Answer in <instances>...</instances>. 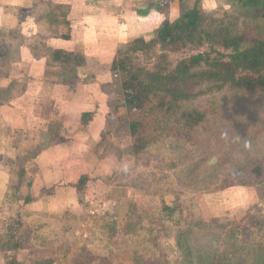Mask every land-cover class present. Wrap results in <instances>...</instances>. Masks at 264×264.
<instances>
[{
    "label": "rangeland",
    "instance_id": "374dc122",
    "mask_svg": "<svg viewBox=\"0 0 264 264\" xmlns=\"http://www.w3.org/2000/svg\"><path fill=\"white\" fill-rule=\"evenodd\" d=\"M37 1L38 16L44 18L50 1ZM228 7L229 2L208 12V24L216 27L226 15L240 16L239 31L246 38L258 36L259 30L255 27L258 21L254 15L242 17L240 10ZM259 25L264 33L262 23ZM18 42L20 40L10 39L0 32V44H6L12 50L1 69L2 75L8 73L16 79L8 101L12 96L23 97L26 108L37 109L38 114L41 112L52 119L46 126L53 134L60 123L52 117L51 105L38 104V98L32 99L34 96L29 94L28 80L21 82L23 68L16 65L21 59L15 46ZM203 51L205 48L186 49L170 55V61L175 64L180 58ZM138 62L149 68L150 60L140 57ZM44 74L48 81H56L60 71L56 67H45ZM4 80L1 79L0 85L7 83ZM105 87L112 99L115 96L118 99L120 88L114 77L108 78ZM54 93L60 96L64 92L55 89ZM193 106H201L206 116L200 125L190 130L181 128L174 112L162 111L144 117L141 113H127L121 106L111 109L115 111L114 132L104 130L101 143L105 141L106 144L103 143L101 148L116 158L126 157V167L114 173L110 180L124 189L117 190L116 196L132 197V203L126 205V218L116 217L115 211L110 214L116 218L117 233L108 235L104 215L99 213L79 216L68 213L59 218L37 216L41 218L39 225L46 227L38 234L37 243L41 247L24 248L14 253L0 250V264H9L10 257H16L18 264H35V261L45 259H50L49 264H184L183 254L177 246L179 232H183L185 241L202 255L209 251L221 256L232 241L228 229L246 217H264V90L244 93L226 87L221 92L182 104L181 109ZM132 120L143 121L141 135L156 141L139 153L132 148L133 139L129 135L128 125ZM2 132L4 130H0ZM29 135L24 138L33 137ZM55 140L53 136L39 134L35 142L21 146L16 157L28 159L37 149L45 148ZM9 158L11 162L12 157ZM16 183L14 166L9 185ZM242 183L246 185L241 186ZM161 202L174 208L171 221L167 222L160 214ZM131 208L133 214L129 217ZM140 219L138 237H128L129 227L137 225ZM11 220L0 219V234ZM247 234L246 231L243 239ZM22 242L28 244L26 234ZM137 250L143 251L144 258L134 257Z\"/></svg>",
    "mask_w": 264,
    "mask_h": 264
},
{
    "label": "crops",
    "instance_id": "0c3cea01",
    "mask_svg": "<svg viewBox=\"0 0 264 264\" xmlns=\"http://www.w3.org/2000/svg\"><path fill=\"white\" fill-rule=\"evenodd\" d=\"M49 1V6L52 2L69 6L65 21L46 20L47 13L44 18L38 16L37 0H0V32L10 39L20 40L15 45L21 57L16 65L29 76V94L34 96L32 99L38 98V104H50L52 117L60 123L55 134L50 133L46 124L52 119L41 112L38 114L37 109L26 108L23 97L14 96L9 104L0 105V130H4L0 133V219H14L18 213L59 218L68 213L105 215L112 211L116 212V217H125L126 205L132 203V197L116 196L117 190L124 189L110 179L126 167V157L116 158L101 148L105 143H101L104 130L114 132L116 121L115 111H111L115 110L116 96L112 99L105 87L111 78L108 68L119 45L138 37L152 39L163 20L172 21L178 16L180 4L172 3L164 15L147 12L148 3L155 0ZM227 1L233 7L229 0H202V8L206 13L214 12ZM62 34L70 35V39H60ZM38 41L52 50L79 51L84 55L86 63L77 69L76 88L60 87L63 95H55L58 87L55 88L53 80L48 81L44 74L45 67L55 66L46 57L32 56V46L38 48ZM11 81V78L4 80L7 83H2L0 89ZM86 114L91 117L84 124L82 117ZM27 134L33 137L24 138ZM39 134L53 136L56 140L26 164V175L17 194L19 201H5L16 167L14 157L21 146L35 142ZM83 176L88 181L79 194L75 185ZM26 196L32 201L24 205Z\"/></svg>",
    "mask_w": 264,
    "mask_h": 264
},
{
    "label": "trees",
    "instance_id": "16d2710c",
    "mask_svg": "<svg viewBox=\"0 0 264 264\" xmlns=\"http://www.w3.org/2000/svg\"><path fill=\"white\" fill-rule=\"evenodd\" d=\"M229 1L236 10H240L242 17L245 14H252L256 17L258 24H255V27L259 30L258 36L246 38V35L239 31L240 16L226 15L217 22L216 27L210 26L207 20L208 13L202 8V0L149 2L147 12H159L166 15L170 5L178 3L180 13L172 21L167 18L163 20L153 32L152 39L145 40L138 37L118 46L108 68L109 75L111 78L114 77L120 88V96L113 102L114 108L121 106V109L127 113H141L144 117L162 111L174 112L181 128L190 130L204 121L206 111L201 106L181 109L182 104H188L201 96L221 92L226 87L232 91L244 93L264 90V33L259 25L261 22L264 29V0ZM52 3L48 7L46 20L51 18L55 22L65 21L69 6ZM62 10H66L65 13L58 15ZM59 38L69 40L70 35L62 34ZM36 44L40 48L34 47L32 56L48 58L50 63L60 71L57 80L53 81L54 87H58L57 90L60 87L63 89L76 88L77 69L85 66L86 63L84 55L79 51L52 50L46 47L43 41H38ZM202 48H205V51L180 58L175 64L170 61L172 54L186 49L200 50ZM11 53L12 50L10 51L6 44H0V80L2 78L12 79L10 74L2 75L1 72ZM139 56L150 60L149 68L140 65ZM21 78V82L29 80L28 74L24 71ZM15 80L12 79L9 87L0 89V105L8 102L11 97L10 90L16 86ZM90 117L91 114L83 115V123L87 124ZM144 125V122L140 120H132L128 125L129 135L133 139L132 148H136L135 153L145 151L150 144L153 145L156 142L141 135ZM15 149H17L16 146ZM42 149V147L37 149L28 159L14 157L17 183L8 188L5 201L10 199L14 202L19 201L17 194L26 175V164L33 161ZM87 181V178L83 176L76 182L75 188L79 194L82 193ZM243 185L246 183L241 184ZM31 201L32 199L26 196L23 204H29ZM160 205L162 217H165L167 222L171 221L174 208L167 206L164 202ZM132 208L128 213L129 217L133 214ZM40 219L31 214L18 213L3 231L4 233L0 234V250L14 253L24 248L41 247L37 243L38 234L46 227L39 225ZM103 219L108 235L117 233L116 218L105 214ZM141 222L140 219L137 225L129 227L128 237H138ZM246 231L248 234L243 239ZM228 233L232 241L227 244L222 255L217 256L215 252L209 251L202 255L199 250L194 249L188 241H185L183 232H179L177 246L183 254V263L264 264V217H246L245 220L228 229ZM24 234L28 238V244L22 242ZM124 236L126 238V227ZM140 256L143 258L145 256L142 250L134 251V257ZM49 263L50 259L35 261V264ZM9 264H18L16 257H10Z\"/></svg>",
    "mask_w": 264,
    "mask_h": 264
},
{
    "label": "built area",
    "instance_id": "2783aa9c",
    "mask_svg": "<svg viewBox=\"0 0 264 264\" xmlns=\"http://www.w3.org/2000/svg\"><path fill=\"white\" fill-rule=\"evenodd\" d=\"M96 212H92V214H95Z\"/></svg>",
    "mask_w": 264,
    "mask_h": 264
}]
</instances>
